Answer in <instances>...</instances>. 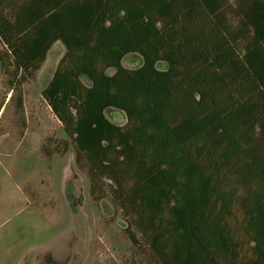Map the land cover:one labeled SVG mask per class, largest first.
Wrapping results in <instances>:
<instances>
[{"label": "trees", "instance_id": "16d2710c", "mask_svg": "<svg viewBox=\"0 0 264 264\" xmlns=\"http://www.w3.org/2000/svg\"><path fill=\"white\" fill-rule=\"evenodd\" d=\"M56 42L41 95L92 196L156 264H264V0H0L10 83Z\"/></svg>", "mask_w": 264, "mask_h": 264}, {"label": "rangeland", "instance_id": "374dc122", "mask_svg": "<svg viewBox=\"0 0 264 264\" xmlns=\"http://www.w3.org/2000/svg\"><path fill=\"white\" fill-rule=\"evenodd\" d=\"M63 53L54 43L37 71L11 83L0 67V264H156L108 188L92 196L86 167L42 98ZM121 64L135 69L141 59ZM104 114L125 124L119 110Z\"/></svg>", "mask_w": 264, "mask_h": 264}]
</instances>
